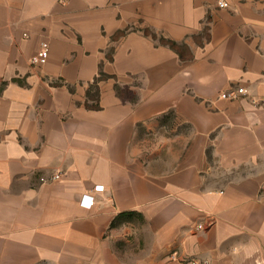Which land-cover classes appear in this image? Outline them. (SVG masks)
Instances as JSON below:
<instances>
[{"label":"crops","instance_id":"crops-1","mask_svg":"<svg viewBox=\"0 0 264 264\" xmlns=\"http://www.w3.org/2000/svg\"><path fill=\"white\" fill-rule=\"evenodd\" d=\"M263 71L264 0H0V264H264Z\"/></svg>","mask_w":264,"mask_h":264},{"label":"built area","instance_id":"built-area-1","mask_svg":"<svg viewBox=\"0 0 264 264\" xmlns=\"http://www.w3.org/2000/svg\"><path fill=\"white\" fill-rule=\"evenodd\" d=\"M63 1H65V0H63ZM224 4L225 3L223 1L219 2L220 6H223ZM48 56H49L48 42L47 41H41L39 44V48L37 49L35 54L32 55L30 62L33 65H42L47 61ZM263 75H264V71H263ZM245 92H246V89L244 87L240 86V87H237L235 89L222 92L221 97L232 99V98H236L242 94H245ZM263 103H264V99H263ZM57 177H59V175H54L53 178H57ZM101 189H102V185H95L94 186V190L98 191ZM80 202L83 205L91 206L94 203V200H93L91 195L83 194L81 196ZM188 262H189V264H209V261L206 259H189Z\"/></svg>","mask_w":264,"mask_h":264},{"label":"trees","instance_id":"trees-1","mask_svg":"<svg viewBox=\"0 0 264 264\" xmlns=\"http://www.w3.org/2000/svg\"><path fill=\"white\" fill-rule=\"evenodd\" d=\"M168 44H170V45H175V43H173L172 41H166Z\"/></svg>","mask_w":264,"mask_h":264}]
</instances>
